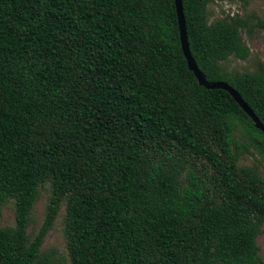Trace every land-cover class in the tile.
<instances>
[{
  "label": "trees",
  "instance_id": "1",
  "mask_svg": "<svg viewBox=\"0 0 264 264\" xmlns=\"http://www.w3.org/2000/svg\"><path fill=\"white\" fill-rule=\"evenodd\" d=\"M237 1L183 0L188 43L264 125V66L224 67L249 57L248 20H209ZM10 201L0 264H55L43 246L63 208L70 264H264V132L199 84L175 0H0V211Z\"/></svg>",
  "mask_w": 264,
  "mask_h": 264
},
{
  "label": "rangeland",
  "instance_id": "2",
  "mask_svg": "<svg viewBox=\"0 0 264 264\" xmlns=\"http://www.w3.org/2000/svg\"><path fill=\"white\" fill-rule=\"evenodd\" d=\"M237 15L247 19L250 24V28L241 29L243 41L248 46L250 55L245 60L232 57L224 63V67L230 73L255 71L259 69L261 64L264 66V28L259 24L260 20L264 22V0H248L246 5L240 1L214 2L209 6L210 23L217 20L229 19ZM241 163L253 165L256 162L253 156L246 154L242 158ZM49 197L50 188L46 185L42 189L33 210V222L29 227V233L32 237L38 233L44 222ZM65 213V208H63L43 246L44 252L51 253L55 257V264H70L64 235ZM15 224V202L10 201L0 211V227H13ZM258 245L260 247V255L264 260V227L262 234L258 238Z\"/></svg>",
  "mask_w": 264,
  "mask_h": 264
},
{
  "label": "water",
  "instance_id": "3",
  "mask_svg": "<svg viewBox=\"0 0 264 264\" xmlns=\"http://www.w3.org/2000/svg\"><path fill=\"white\" fill-rule=\"evenodd\" d=\"M175 4H176L177 15H178V20H179L183 52L187 60L189 69L195 74L199 84L203 88L208 89V90L223 89V90L228 91L233 96V98L236 100V102L241 106V108L252 118V120L255 123L256 128L264 132V125L261 123L259 118L255 115L253 110L247 105V103L243 100V98L240 96L238 92H236L227 83L209 82L206 76L201 72V70L197 66L191 54V51H190L188 37H187V30H186V19H185V14L183 10V0H175Z\"/></svg>",
  "mask_w": 264,
  "mask_h": 264
}]
</instances>
